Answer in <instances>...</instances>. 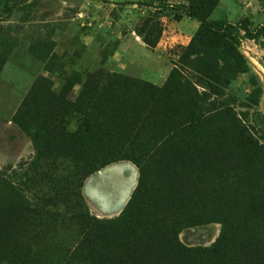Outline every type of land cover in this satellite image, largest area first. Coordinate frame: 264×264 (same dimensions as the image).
Listing matches in <instances>:
<instances>
[{
	"label": "rangeland",
	"instance_id": "obj_1",
	"mask_svg": "<svg viewBox=\"0 0 264 264\" xmlns=\"http://www.w3.org/2000/svg\"><path fill=\"white\" fill-rule=\"evenodd\" d=\"M212 5L206 20L230 28L246 70L228 76L222 98L212 97L203 83L198 90L211 96V101L222 100L262 153L218 162L220 156L209 147L190 170L180 167L183 177H194L199 183L168 191L161 184L152 191L150 210L140 219L135 222L133 209L119 221L135 190L138 169L130 160L99 169L104 155L99 162L94 157L114 147L94 142L79 131L80 124L84 120L103 123L100 135L110 144H119L123 154L130 146L119 141L130 142L135 135L145 141L152 130L110 125L117 120L115 115L88 114L72 103L80 94L92 103L91 89L103 87L111 75L162 87L200 26L189 15ZM150 16H156L163 27L154 49L139 34ZM40 79L49 85L35 87ZM50 85L63 103L57 111L50 106L56 114L52 125L84 138L83 143L68 145L63 139L43 137L34 144V127L24 131L16 123L25 114L33 120L41 117ZM114 89L124 90L120 99H135V86ZM125 115L134 125L135 109L130 106ZM214 138L209 140L215 143ZM127 155L135 157V146ZM0 174L21 195L11 198L5 188L0 190V213L13 223L0 234V264H264V197L259 195L264 192L262 2L0 0ZM112 180L118 192L128 189L127 202L117 213L110 212L112 205H103L101 215L88 206L84 188L100 206L111 201ZM186 191L188 197L183 196ZM21 206L28 210L27 216H12Z\"/></svg>",
	"mask_w": 264,
	"mask_h": 264
},
{
	"label": "trees",
	"instance_id": "obj_2",
	"mask_svg": "<svg viewBox=\"0 0 264 264\" xmlns=\"http://www.w3.org/2000/svg\"><path fill=\"white\" fill-rule=\"evenodd\" d=\"M260 1L264 7V0ZM213 8L212 5L198 15L195 13L189 15L196 18L200 26L189 46L183 49L180 61L170 71L162 87L158 88L121 75H111L103 87L96 86L91 89L92 103H86L81 94L72 103L76 110L87 111L88 114L95 112L100 117L115 115L117 120L110 125H121L125 129L135 126V131L138 130L137 126L152 130L145 141H139L137 135L129 138L130 142L119 141L122 146H130L129 150H126L128 153L135 146V157H130L128 153H122L119 144H110L109 139L100 135L103 123L84 120L80 124L79 131L85 132L94 142L100 143L103 147H114V151L94 157L99 162L104 155L105 161L100 162L99 169L120 160H130L138 169L136 188L119 221H124L133 209L135 222L140 219L143 212L150 210L151 203L148 199L153 195L152 191L161 184H163L161 189L168 191L180 189L184 183H190V186L199 183L194 177H183L180 174V167L190 170L193 161H197L202 151L209 147L220 156L218 162L243 160L249 152L251 155L262 153L259 146L252 144L246 128L241 122L239 123L233 111L224 105L222 100H210L211 96L215 98L224 96V90L229 85V75L241 74L246 70L245 61L238 51V40L231 33L230 28L221 22L206 20L205 15H208ZM141 28L139 34L143 37L144 44L149 49H154L163 31L157 17H148ZM246 32L251 33V30L247 28ZM40 83L44 86L49 85L47 81L40 79L35 87ZM200 83L205 85L204 89L208 90L210 97L206 93L199 92ZM116 86H135V99L127 101L120 99L124 96V90L119 93L114 89ZM48 89L49 98L42 105L41 117L35 116L36 119L33 120L29 114H25L21 118H16V123L24 131L34 127L32 133L34 144L40 142L43 137L53 140L63 139L68 145L83 143L84 138L58 131L52 125L51 118L56 114L50 110V106L57 111L63 109V103L62 97L52 93L51 85ZM130 106L135 109L134 125L129 119L123 118L126 117L125 110ZM212 135H215V143L209 140ZM239 153L241 154L239 157L232 158L233 154ZM107 155L114 156L106 159ZM190 186L184 187L189 190ZM4 188L11 198L21 197L8 177L0 174V190ZM259 195L264 197V192H259ZM183 196L188 197V192H184ZM27 213L28 210L21 206L12 213V216L23 219ZM10 218H5L0 213V234L4 229L8 230L12 227ZM5 254L10 256L9 253Z\"/></svg>",
	"mask_w": 264,
	"mask_h": 264
},
{
	"label": "crops",
	"instance_id": "obj_3",
	"mask_svg": "<svg viewBox=\"0 0 264 264\" xmlns=\"http://www.w3.org/2000/svg\"><path fill=\"white\" fill-rule=\"evenodd\" d=\"M105 173V172H104ZM103 173V174H104ZM102 176V175H101ZM134 179H135V188H136V185H137V182H138V172H137V170L135 169V176H134V178H133V181H134ZM131 186H132V183H131ZM131 186H130V188H131ZM110 191H111V193H112V196L110 197V196H108L107 198H108V200H109V197H110V203H107L108 201H106L105 203L106 204H104V203H102V204H99L100 206H97V204H96V202H95V200H94V198H93V196L88 192V191H86V187L84 188V198H85V200H86V202H87V204H88V206L92 209V210H94V211H105L104 210V208H102V206L103 205H107V206H113V208H112V206L110 207V208H112V210H115V207H116V211L115 212H111V213H117L118 211H119V209H120V207H121V205H123L124 203H125V198L127 197V195H128V189H127V191L124 193L123 191L122 192H118L117 191V185H116V183L114 182V180H112V182L109 184V188H108ZM124 193V194H123ZM129 198H127V200H128ZM102 202V201H101ZM127 202V201H126ZM115 203V204H114ZM96 211V212H97Z\"/></svg>",
	"mask_w": 264,
	"mask_h": 264
},
{
	"label": "bare ground",
	"instance_id": "obj_4",
	"mask_svg": "<svg viewBox=\"0 0 264 264\" xmlns=\"http://www.w3.org/2000/svg\"><path fill=\"white\" fill-rule=\"evenodd\" d=\"M120 189V188H119ZM97 211V210H96ZM116 211V207L115 210H112L111 212H115ZM99 214H101V212L97 211ZM102 215V214H101Z\"/></svg>",
	"mask_w": 264,
	"mask_h": 264
}]
</instances>
